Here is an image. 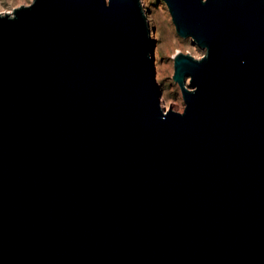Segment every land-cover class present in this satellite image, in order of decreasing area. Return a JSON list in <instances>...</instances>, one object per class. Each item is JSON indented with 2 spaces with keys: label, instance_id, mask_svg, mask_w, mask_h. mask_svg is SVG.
Segmentation results:
<instances>
[{
  "label": "water",
  "instance_id": "obj_1",
  "mask_svg": "<svg viewBox=\"0 0 264 264\" xmlns=\"http://www.w3.org/2000/svg\"><path fill=\"white\" fill-rule=\"evenodd\" d=\"M162 1L182 112L140 0L0 14V264H264V0Z\"/></svg>",
  "mask_w": 264,
  "mask_h": 264
},
{
  "label": "rangeland",
  "instance_id": "obj_2",
  "mask_svg": "<svg viewBox=\"0 0 264 264\" xmlns=\"http://www.w3.org/2000/svg\"><path fill=\"white\" fill-rule=\"evenodd\" d=\"M147 13L154 48L155 81L159 86L161 107L182 112L185 106L179 86L172 80L173 56L176 52L189 54L195 59L203 56L204 50L191 39L180 38L172 23L169 11L162 0H140ZM32 0H0V14L31 4ZM156 53V54H155ZM191 88L190 84H186ZM169 104V105H168Z\"/></svg>",
  "mask_w": 264,
  "mask_h": 264
},
{
  "label": "bare ground",
  "instance_id": "obj_3",
  "mask_svg": "<svg viewBox=\"0 0 264 264\" xmlns=\"http://www.w3.org/2000/svg\"><path fill=\"white\" fill-rule=\"evenodd\" d=\"M141 2V1H140ZM13 12V11H12ZM7 14H9V13H7ZM152 37V36H151ZM156 54V53H155ZM154 62H156V61H154ZM155 68V67H154ZM155 69H157V68H155ZM154 69V70H155ZM187 83H189V78H187L186 80H185V84H187ZM169 105V104H168Z\"/></svg>",
  "mask_w": 264,
  "mask_h": 264
}]
</instances>
